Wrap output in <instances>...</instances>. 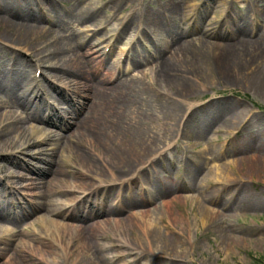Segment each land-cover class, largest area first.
I'll use <instances>...</instances> for the list:
<instances>
[{
	"label": "rangeland",
	"instance_id": "rangeland-1",
	"mask_svg": "<svg viewBox=\"0 0 264 264\" xmlns=\"http://www.w3.org/2000/svg\"><path fill=\"white\" fill-rule=\"evenodd\" d=\"M5 1L11 5L7 2L8 12H0V18L32 29L29 37L37 39L42 48L70 34L71 40L60 39L68 44L66 47L74 48L76 42L91 44L80 50L88 52L91 65L99 69L81 58H73V63L88 79L102 78L97 81L102 98H110L115 90L118 96L128 89L123 95L126 101L118 103L130 111L121 118L141 120L142 127H150L160 142L143 155L144 162L133 176L119 169L112 179L109 158L93 143L98 138L102 143L111 134L115 117L109 104L113 99L89 112L86 95L93 91L90 82H85V90L80 92L70 89L66 79L49 76L48 86L58 101L31 106L59 109V127H40L34 121L33 109L0 104V129L2 124L7 127L12 132L10 142H17L15 147H0V161L16 175L9 201L23 204L29 211L28 217L17 224L0 223V264H11L14 257L21 259V263L17 261L20 264H71L86 242L75 239L67 245L72 250L65 253L66 243L59 244L60 237H54L44 220L56 219L73 228L82 223L50 213L52 199L75 202L79 215L96 212L99 207L113 209L130 193L146 195L138 187V178L150 165L148 175L156 173L153 166L169 172L165 201L175 198L171 210L160 199L143 205L127 201L113 215L93 217L90 223H107L96 244L108 248L102 250L104 259L91 260L84 255L83 264H264V0H63L57 2L53 14L45 10L47 3L38 5L40 0ZM67 14L87 20L81 26L69 25ZM4 29L0 23L1 88L5 89L10 76L23 84L24 65L33 68L42 84L41 73L48 68L35 73L38 58L23 46L2 40L6 39L1 32ZM45 30L53 33L43 34ZM239 43L245 44L241 50H246L248 57L221 69L214 61L216 55L237 54L229 46ZM125 47L128 51L124 53ZM128 54L136 56L139 64L128 60ZM201 58L209 59L199 62ZM165 59L174 66H165ZM62 65L64 61L59 63ZM161 75L182 79L192 85V90L184 92L178 86H168L164 81L169 79ZM141 108L146 109V118L137 114L136 109ZM87 113L82 133H74V123ZM33 127H38L39 134L31 130ZM44 134H52L51 140L39 143ZM66 136L72 138L66 140ZM23 142L38 145L20 153L16 148ZM74 147L92 150V156L102 164L104 178L114 180L116 185L99 191L95 187L92 192L79 186L78 181L87 179L97 183V174L78 163L71 153ZM55 148L59 172L53 175L48 169L54 171L56 166L48 161L45 166V159ZM107 191L110 193L105 198ZM156 194L153 191L151 197ZM96 203L98 206H94ZM209 212L219 216L210 218ZM150 223L172 242L149 245L140 227ZM43 235L48 239L40 242L38 238ZM140 242L146 249L142 256L130 251ZM88 250L87 254L94 252ZM162 251L169 257L159 254Z\"/></svg>",
	"mask_w": 264,
	"mask_h": 264
},
{
	"label": "bare ground",
	"instance_id": "bare-ground-1",
	"mask_svg": "<svg viewBox=\"0 0 264 264\" xmlns=\"http://www.w3.org/2000/svg\"><path fill=\"white\" fill-rule=\"evenodd\" d=\"M0 12H8V4L9 1L0 0ZM61 1L63 3V0H40L38 5L42 7V5L46 4L45 10L48 13H52L56 10L57 2ZM71 1V0H68ZM43 4H42V3ZM50 3V4H48ZM11 5V4H10ZM36 6V4H34ZM41 13H44L41 9H39ZM46 13V12H45ZM244 15V14H243ZM34 16V15H33ZM34 20H37L39 17L35 14ZM68 21L70 22L69 25H77L81 26L87 19L82 18L79 15L75 14H67ZM242 19V18H241ZM243 20V19H242ZM244 21V20H243ZM1 25L5 26V29L2 30V34L6 36V39H2L8 44H11L15 47L23 46L26 49H28L29 52H31V55L35 58H38L36 60V70H44V68H48L47 71L44 70L41 73V77L43 78L42 84H40V79L35 77L36 75L33 73L31 69H33L31 66L24 65V71L21 74L24 78V83H18L17 79L14 76H10V79L8 80L7 86H5V89H2V84L0 83V104H6V105H15V106H23L26 108V110H32L35 105L42 101L47 100H57L56 93L52 91V88L48 86L49 82V76L53 77L58 80L66 79L68 81L67 86L70 89H74L77 91L85 90L84 85L85 82L91 84L92 86V93H89L86 95L87 98L90 99V105L88 107V111L92 112L97 106H104V103L107 99H113L111 100L110 104L112 109V114L114 112L115 120L111 123L110 131L111 134L108 137L107 140L103 141L101 143L100 138H98L99 141H95L93 145L99 150V147L104 153L107 155V157L110 160V166H109V172L113 176L112 179L116 176L118 170H122V173L127 174L129 176H133L139 165H141L143 161V155L148 152L151 153V149L156 148L160 142L159 137L156 132L152 131L150 127L144 128L142 127L143 123L142 121L138 122H132L129 120L122 119V115H126L128 111H130L129 108H124L122 103H118L121 101H126V98L123 97L125 95L126 91L128 90H122V92L119 93L117 96L114 92H119L118 90L113 91V95L110 98H102L101 92L102 89L97 85V81L99 79H102L101 77L96 78V80L92 81L91 79H88L85 75L82 69L77 66L75 63H73V58H81L84 63L88 64L90 67L96 68L97 66H92L93 62L88 59L90 57V54L82 52L80 49H83L85 46H91V44H86L83 42L80 44V42L75 43L74 48L66 47L68 45L67 43H64L63 41L68 39L71 40L72 34L68 35L67 38L61 37L60 39L64 38V40L57 39L51 43V45H45L43 48L38 44L39 41H36L37 39H33L32 35L29 37V34L32 33V29L28 28H21L14 25H11L7 21L0 18ZM94 22L90 24L93 26ZM88 27V26H85ZM31 30V31H30ZM96 31V30H94ZM69 30H66L65 33H68ZM53 31L45 30L43 34H52ZM124 53L127 51V47H125ZM229 48L234 49L235 51H238L237 54H228L227 52L223 53L220 52L218 55H216V58H214L216 64L221 65V69L226 67L228 63L232 61H238L241 58L246 59L249 55V53L245 49L246 46L243 43H239L235 46H229ZM240 51V52H239ZM135 52V51H134ZM97 53V52H96ZM163 54V53H162ZM69 57L72 62H67L66 59ZM177 58V54L175 55ZM255 58L257 56H254ZM259 57V56H258ZM130 58V59H129ZM261 58V56H260ZM66 59V61H65ZM173 59V58H172ZM197 58H192L193 61L198 62L196 60ZM209 58H201L199 62H205ZM236 59V60H234ZM242 59V60H243ZM128 60H130L132 63L139 64V61L137 60V57L135 56H128ZM64 65L59 66V63H63ZM244 61V60H243ZM165 66H174L170 62V59H165L164 62H162ZM239 63V62H238ZM240 64V63H239ZM103 67V66H102ZM99 69V66L98 68ZM198 70V69H197ZM70 71V73H69ZM68 72V73H67ZM72 72V73H71ZM34 74V75H33ZM65 74V76L63 75ZM69 74V75H67ZM48 76V77H47ZM163 79H169L168 81H164L166 85L168 86H175L181 88V91L184 92H190L192 89V85L185 82L182 79L179 78H168L165 75H161ZM16 79V80H15ZM263 81V80H262ZM179 85H178V84ZM264 83V82H261ZM121 84H119L120 86ZM137 88V87H136ZM140 89H137L139 91ZM145 94L146 90H142ZM136 92V91H135ZM142 93V92H137ZM134 100V97H132V101ZM122 106V107H120ZM128 107V106H127ZM146 109H136L137 114L140 113V115L143 116V118H146V116L143 114ZM144 111V112H143ZM33 116L34 121L39 124L40 127H49V125L58 126V123L60 122L56 121V119L61 118V112L59 109H45L42 107H35L33 109ZM74 115V112L72 113ZM89 114L87 113V116L83 119H77L75 126V132L74 133H82L83 123L86 122L87 117ZM120 116V117H119ZM4 116H2L3 118ZM2 129H0V147L1 146H8V147H15V141H11V135L12 132H10L7 127H3V124L1 125ZM32 131L39 134L38 127H33L31 129ZM41 132V131H40ZM100 132L96 131V135H99ZM41 134V133H40ZM52 134H44L41 137V140H39V143L48 142L51 140ZM73 136V135H72ZM72 136H66V140H70ZM9 143H11L14 146H11ZM28 143V142H27ZM23 142L20 144V146H17L16 149H20V153L25 152L30 147H35L38 144H27ZM65 145L68 146V141L65 142ZM91 151L89 148L84 147H74L73 151H71L72 154L76 156L78 159V163L86 168H89L92 172H95L97 174V183H93L90 180H83L78 181V185L84 188L85 190H92L96 187V190H109L113 186L116 185V182L114 180H108L104 177V170L102 168V164L99 162L98 159L94 158L91 154ZM58 149H53L52 153L46 157L45 161L47 166V161L52 163L54 167L56 168L53 170L48 169L52 171L53 175L55 173L59 172L58 168V159L55 157L57 154ZM71 154V155H72ZM148 154H145L146 156ZM2 158V154L0 153V160ZM70 157H67L66 159H69ZM65 159V163L68 161ZM49 165V164H48ZM151 166V165H150ZM150 166L144 167L143 170H141L143 175L138 178V187H140L141 193L146 194L144 197H136L133 193H130L129 196L126 199H120L118 206H116L113 209H105L103 207H99L98 209L92 210L91 212H86V214L79 215V211L75 205V202H67L66 200L62 201L61 198L55 197L52 199L51 206L49 207L50 213L60 215L64 219H79L81 220L82 225L78 228H73L70 225L66 224L65 222H60L56 219H51L50 221H45L44 223L47 224V229L49 231L53 230L54 237L58 235L60 237L59 244L66 243L65 247V253L71 251L69 250V245L75 240V239H82L85 241V247L81 250L82 253L77 256V258L73 259L71 264H83V257L84 255H88L90 259L92 260L93 257L96 259H104V255L102 254V250L105 248H108L107 245L103 246L101 244H96L99 233L102 232V235H104L103 228L106 227L107 223L103 222H97V223H90L91 219L96 216H100L102 214H105L107 216L113 215L115 211L119 207H123L127 201H130V204H139L143 205L147 201L148 202H154L155 199H160V203L166 205L168 211L171 210V202L175 201L173 199L169 201H165L166 196L168 195V183L165 182V178L168 177L169 172L164 169V171H158L156 166H153V168L156 170L154 171V175H148L150 173ZM53 167V168H54ZM117 169V171H116ZM0 223H6V224H17L20 221L24 220L29 215V211L27 208L24 207L23 204L17 205L15 202L9 201V196L12 194L13 186L16 181V175L13 172H10L9 167L7 166L6 162L0 161ZM229 177V176H228ZM232 179V178H231ZM228 178V181H232ZM133 180V178L131 179ZM137 180V179H136ZM229 183V182H228ZM152 187V188H150ZM95 191V190H92ZM91 191V192H92ZM156 192L157 194L154 197H151L152 192ZM61 192H65V190H62ZM85 192V191H84ZM90 194H93L91 193ZM86 193V192H85ZM96 193V192H94ZM110 192L107 191L105 198L109 195ZM140 193V194H141ZM154 200V201H153ZM159 203V204H160ZM94 206H98V203L94 204ZM68 208V209H66ZM88 208V207H87ZM210 213V212H209ZM210 218L218 217V213H210ZM210 218H206L207 220ZM206 220V221H207ZM118 222V221H116ZM120 224V223H118ZM155 226L153 223L145 224L143 227H140L143 230V234L148 239V244L152 245L155 241H165L171 243V239L166 237L164 234L160 232V230ZM48 238L47 236H41L38 238L40 242L46 241ZM3 240H0V243ZM171 241V242H170ZM168 243V244H169ZM42 244V243H41ZM139 247H134L130 249V251H135L138 253V255H143L146 253V249L143 248V244L141 242L139 243ZM68 245V246H67ZM142 247V248H140ZM88 249L94 250L92 254H87ZM148 249V248H147ZM87 250V251H86ZM90 252V251H89ZM161 255H164L165 257H169V254L167 252H161L159 253ZM108 256V254H106ZM105 255V256H106ZM171 257V256H170ZM15 258V257H14ZM13 263L11 264H20V260L16 258ZM114 258H111V261H113ZM19 261L20 263H18ZM92 264V263H90Z\"/></svg>",
	"mask_w": 264,
	"mask_h": 264
}]
</instances>
